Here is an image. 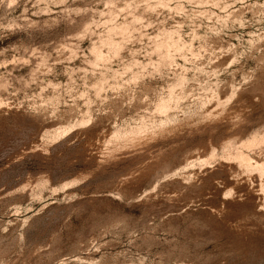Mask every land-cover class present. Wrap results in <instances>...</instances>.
Segmentation results:
<instances>
[{"label":"rangeland","instance_id":"374dc122","mask_svg":"<svg viewBox=\"0 0 264 264\" xmlns=\"http://www.w3.org/2000/svg\"><path fill=\"white\" fill-rule=\"evenodd\" d=\"M0 264H264V0H0Z\"/></svg>","mask_w":264,"mask_h":264},{"label":"bare ground","instance_id":"6f19581e","mask_svg":"<svg viewBox=\"0 0 264 264\" xmlns=\"http://www.w3.org/2000/svg\"><path fill=\"white\" fill-rule=\"evenodd\" d=\"M247 143V142H246ZM244 156V155H243ZM249 159V158H248ZM251 163V162H250ZM244 164V163H243ZM255 167V166H254ZM253 171V170H252ZM263 174V173H262Z\"/></svg>","mask_w":264,"mask_h":264}]
</instances>
